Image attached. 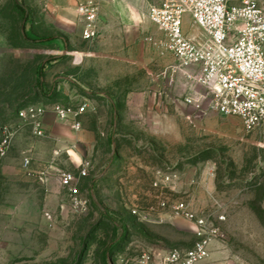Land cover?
<instances>
[{
	"label": "rangeland",
	"instance_id": "1",
	"mask_svg": "<svg viewBox=\"0 0 264 264\" xmlns=\"http://www.w3.org/2000/svg\"><path fill=\"white\" fill-rule=\"evenodd\" d=\"M107 1L118 7L111 26L86 40L73 0H0V140L5 126L15 131L0 158V264H132L146 251L191 247L196 226L176 213L180 202L221 227L201 264H264V132L210 108L197 72L149 19L162 0ZM61 74L76 97L55 90ZM97 93L113 99L119 120L101 126L113 143L89 153L81 188L90 206L75 212L58 176L43 183L25 168V139L37 135L17 111L51 99L90 104ZM92 159L104 167L93 170Z\"/></svg>",
	"mask_w": 264,
	"mask_h": 264
},
{
	"label": "built area",
	"instance_id": "2",
	"mask_svg": "<svg viewBox=\"0 0 264 264\" xmlns=\"http://www.w3.org/2000/svg\"><path fill=\"white\" fill-rule=\"evenodd\" d=\"M73 1L83 22V38H98L105 0ZM148 16L164 33L166 49L175 54L182 67H191L197 72L196 79L212 96L210 108L221 115L240 117L249 132H264V3L260 0H162L149 8ZM186 16L190 17L193 27L200 29L199 34L185 31ZM202 99L187 98L186 101L199 103ZM51 108L57 118L80 130L88 103L74 106L56 101ZM47 110L46 104L31 103L22 107L18 116L32 126L35 135L44 136ZM14 135L9 126L3 128L0 158L8 154ZM24 166L30 175L43 183L49 182L52 167L35 169L29 157L24 159ZM57 176L71 208L75 212L87 211L90 199L81 188L87 168L84 166L78 172L59 169ZM174 210L195 224L197 240L188 248L143 252L132 264H201L210 256L212 242L222 232L220 225L198 215L185 202L176 204ZM219 220H226V216L221 214Z\"/></svg>",
	"mask_w": 264,
	"mask_h": 264
},
{
	"label": "crops",
	"instance_id": "3",
	"mask_svg": "<svg viewBox=\"0 0 264 264\" xmlns=\"http://www.w3.org/2000/svg\"><path fill=\"white\" fill-rule=\"evenodd\" d=\"M107 2V0L104 1L101 10V25L105 28L111 26L112 20L115 17L112 13H117L116 11H118L117 6L108 5ZM121 13L124 14L126 11L122 10ZM184 28L186 32L192 35L200 33V29L192 26L189 16H186ZM105 41H107L106 38L101 39V42L106 43ZM45 71L46 68L44 74ZM59 78L61 79L58 80L55 90L61 93L63 97H69L70 99L76 97V91L69 81H67L66 76L61 74ZM42 80L45 81L44 77ZM48 82V80L44 82L46 92ZM50 83L52 82L50 81ZM89 100V112L82 116L83 125L80 130L73 129L70 122L57 118L51 108L52 104L58 101L57 99L39 101L48 106L43 120L45 135L37 136V139L33 141L25 139L26 157L31 159L33 168L43 169L52 167L50 180L54 177L57 178V170L63 169L66 165L80 169L84 167L89 162V153L97 152L100 142L109 141L111 144L113 143L114 135L111 133L106 136L105 132L101 129L102 125H116L119 120L115 113L117 107L115 108L113 99L102 93H97L90 96ZM100 100H105L107 107L110 109L111 116L109 118L99 115V111L103 109V105L99 102ZM87 121L91 122L92 127H87ZM64 157L67 158L66 162L63 160ZM91 165L93 170L104 167L103 164H98L96 159H92Z\"/></svg>",
	"mask_w": 264,
	"mask_h": 264
},
{
	"label": "trees",
	"instance_id": "4",
	"mask_svg": "<svg viewBox=\"0 0 264 264\" xmlns=\"http://www.w3.org/2000/svg\"><path fill=\"white\" fill-rule=\"evenodd\" d=\"M45 67H46V64L41 63L39 66V69H38V73H36V86L40 87V89H43L44 93H45V89H44V83H43L42 79H43ZM19 110L20 109H18L17 114H18Z\"/></svg>",
	"mask_w": 264,
	"mask_h": 264
}]
</instances>
